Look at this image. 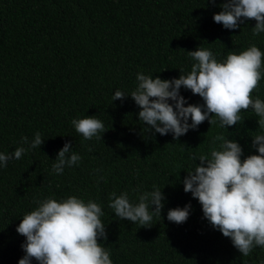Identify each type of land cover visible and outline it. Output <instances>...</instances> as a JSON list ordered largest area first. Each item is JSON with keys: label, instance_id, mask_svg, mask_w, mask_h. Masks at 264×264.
<instances>
[{"label": "trees", "instance_id": "obj_1", "mask_svg": "<svg viewBox=\"0 0 264 264\" xmlns=\"http://www.w3.org/2000/svg\"><path fill=\"white\" fill-rule=\"evenodd\" d=\"M223 2L0 0V151L11 152L22 136L30 140L36 131L44 139L0 168V264H17L23 256L24 237L15 227L34 201L69 195L101 205L106 239L97 243L109 250L112 264H264V247L240 255L180 183L199 164L189 156L207 155L221 142L218 136L235 140L241 159L257 154L251 137L260 131L258 117L242 110L243 120L225 131L205 120L173 141L171 134L143 131L130 97L111 101L115 90L127 94L135 88L137 72L161 79L186 73L192 61L185 52L198 46L218 61L249 44L264 53V33L251 34L253 19L232 30L212 21ZM180 94L187 103L202 104L190 90L181 88ZM250 95L264 100V75ZM84 115L102 120L101 140L75 132L70 121ZM66 141L81 160L57 175L51 163ZM153 185L165 200L160 220L154 216L150 227L120 220L108 207L111 192L125 191L135 203V190ZM186 203L185 222L165 218L168 209Z\"/></svg>", "mask_w": 264, "mask_h": 264}, {"label": "clouds", "instance_id": "obj_2", "mask_svg": "<svg viewBox=\"0 0 264 264\" xmlns=\"http://www.w3.org/2000/svg\"><path fill=\"white\" fill-rule=\"evenodd\" d=\"M219 8L212 21L224 29H237L246 19H253L252 36L264 33V0H224ZM185 53L192 61L186 73L181 69L178 77L161 79L137 72L135 88L127 94L115 90L111 101L130 97L139 109L137 119L145 126L143 131L171 134L173 141L205 120L225 131L226 126L243 120L242 110L250 109L258 117L260 131L251 137L257 154L241 159V146L235 140L218 136L216 139L221 142L207 155L189 156L199 164L185 171L180 181L183 191L199 203L203 218L228 238L240 255L247 256L254 247H264V100L250 95L264 75V53L255 44L239 52L229 50L220 61L206 47L198 46ZM181 88L198 95L202 104L187 103L180 94ZM70 123L84 140H101L105 131L96 115L73 118ZM43 140L39 131L30 140L22 136L21 146L11 152L0 151V168L9 160H19L22 154L38 149ZM72 148L67 141L59 148L51 163L52 173L59 175L65 167L78 165L81 156ZM103 179V175L98 177ZM161 189L153 185L150 191L135 190V203L125 191L119 195L111 192L108 207L120 220L150 227L154 216L160 220L164 207ZM34 204L15 227V232L24 237V254L17 264H32L33 260L36 264H112L109 250L97 243L98 238L106 239L99 203L69 195L61 199L45 197ZM189 213L190 204L186 203L168 209L165 218L180 224Z\"/></svg>", "mask_w": 264, "mask_h": 264}]
</instances>
